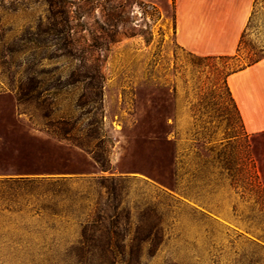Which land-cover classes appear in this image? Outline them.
Returning <instances> with one entry per match:
<instances>
[{"label": "rangeland", "instance_id": "374dc122", "mask_svg": "<svg viewBox=\"0 0 264 264\" xmlns=\"http://www.w3.org/2000/svg\"><path fill=\"white\" fill-rule=\"evenodd\" d=\"M175 12V0H0V264H264V129L247 132L224 86L250 45L264 49V2L233 59L182 46ZM95 115L127 178L115 195L91 180L98 148L79 145ZM61 116L80 117L74 139ZM23 162L66 173L3 174ZM58 176L72 181H1Z\"/></svg>", "mask_w": 264, "mask_h": 264}, {"label": "crops", "instance_id": "0c3cea01", "mask_svg": "<svg viewBox=\"0 0 264 264\" xmlns=\"http://www.w3.org/2000/svg\"><path fill=\"white\" fill-rule=\"evenodd\" d=\"M254 0H175V34L185 48L203 55L236 51ZM247 132L264 129V57L228 76Z\"/></svg>", "mask_w": 264, "mask_h": 264}, {"label": "trees", "instance_id": "16d2710c", "mask_svg": "<svg viewBox=\"0 0 264 264\" xmlns=\"http://www.w3.org/2000/svg\"><path fill=\"white\" fill-rule=\"evenodd\" d=\"M261 2H264V0H254L253 2V9L251 12V15L248 19V22L240 36L239 39V43L237 46V49L235 51V54L233 55H224L221 57H225L226 59H233V58H238V56L241 55L242 50L245 48V45L247 44V35L249 32V29L253 26L257 14L259 12V5ZM157 11V8L154 7V14ZM249 51H248V60L245 62V64H242L240 66H238L237 68H233L232 70L226 72L225 77H224V86H225V90L227 93V97L229 102L233 105V107L238 111L239 108L237 106V103L235 101V98L232 94V91L229 87L228 84V76L230 74H232L233 72L239 71L247 66L253 65L256 62H258L259 60H261L264 57V54L262 53L264 51V49L262 47L257 48L253 45L249 46ZM262 53V54H261ZM212 56L206 55L204 56V58H210ZM94 62V65L99 69V66L101 65L100 63V59L99 57H96ZM96 68V71H97ZM99 72V71H98ZM99 75V74H98ZM101 76V75H99ZM80 119L77 118L75 120H72L71 118H67L64 116H61L59 118V124L61 125V127H59V134L64 136V137H68L69 139H74V137H72V133L75 130L76 124L78 122V120ZM89 125H93L94 126V134L89 135L88 142H79V145L86 146V147H90L91 144L93 143L95 148H98L97 150H92L93 151V158L95 160V163L98 165L99 169L101 172H103V174L98 175L97 177L91 179V180H95L96 184L102 188H105L107 193L113 194L115 195L116 192L118 191V189H121L123 187V182L127 179L122 177V175H114L113 171H112V165H111V160L109 157V149H110V145L111 143V139L109 138V136L107 135V133H105L104 130V125H103V121L101 118V115L98 117L97 115H95L93 117V119H91L89 121ZM103 132V133H100ZM106 142H108V145L106 144ZM106 144V145H105ZM30 152L27 151L25 152L26 156H29ZM0 171L1 172H6L7 169L4 167V164L0 165ZM16 166H22V167H18L13 169V173H3V174H40V173H66L63 172L61 170L64 169H57L59 172H54V167H51L52 165H44L46 166V168L44 170H40L36 167H34V165L30 162H23L20 163ZM48 166V167H47ZM105 172H109V175H106ZM4 182H9V181H13V182H31V183H46L47 185H63V186H67L68 183L71 180V178L67 177V176H58L56 178H51V179H47V177H35V178H29V177H18V179H15V177H8V179H4L1 180ZM262 189L264 190V186H262ZM173 190L187 196V192L185 191V189L183 187H180L179 184L176 182L173 183Z\"/></svg>", "mask_w": 264, "mask_h": 264}]
</instances>
